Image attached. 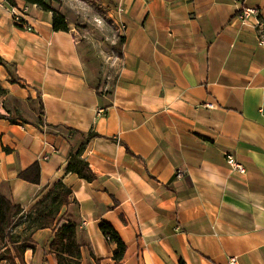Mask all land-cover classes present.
I'll use <instances>...</instances> for the list:
<instances>
[{"label": "crops", "instance_id": "1", "mask_svg": "<svg viewBox=\"0 0 264 264\" xmlns=\"http://www.w3.org/2000/svg\"><path fill=\"white\" fill-rule=\"evenodd\" d=\"M14 1L0 0V193L23 208L15 233L36 246L25 263L58 264L50 247L65 217L82 264H115L104 222L127 246L121 264H264V0H95L126 26L117 70L78 31L85 1L53 4L69 32ZM245 9L263 25L240 20ZM82 148L91 182L66 171ZM36 163L38 185L20 178ZM60 181L69 204L32 232L30 213Z\"/></svg>", "mask_w": 264, "mask_h": 264}, {"label": "trees", "instance_id": "2", "mask_svg": "<svg viewBox=\"0 0 264 264\" xmlns=\"http://www.w3.org/2000/svg\"><path fill=\"white\" fill-rule=\"evenodd\" d=\"M12 6L14 0H7ZM30 5H37L46 12L54 14L53 28L56 32H69L70 27L66 16L55 10L53 4L60 3V0H24ZM122 41V40H121ZM4 61L0 58V66ZM11 120V119H10ZM22 120V119H21ZM12 121V120H11ZM91 134L88 139L95 137ZM83 148L75 154H72L67 165L68 173H75L80 178L89 182L95 179L92 171L83 165L78 157L81 155ZM20 178L32 184H40L41 168L38 163L30 169L20 174ZM72 190L62 181L57 183L54 188L41 199L33 208L28 219L31 228L34 231L39 229L51 228L55 225L63 206L69 204ZM23 208L20 205L12 203L0 193V264H26L25 253L28 250H35L36 246L31 236L24 241L15 233V220L22 216ZM65 217L57 222L55 238L51 244V252L54 254L58 264H82V247L77 242V226L73 222L65 223ZM100 229L110 243L116 244L117 249L114 252L113 260L115 264H121L127 246L120 237L119 233L108 223H102ZM97 264H102L96 260Z\"/></svg>", "mask_w": 264, "mask_h": 264}, {"label": "built area", "instance_id": "3", "mask_svg": "<svg viewBox=\"0 0 264 264\" xmlns=\"http://www.w3.org/2000/svg\"><path fill=\"white\" fill-rule=\"evenodd\" d=\"M119 12H124V10L120 8ZM11 13H12L13 20L15 23L22 25L28 31L33 30L32 27L25 25L24 19L22 16V10H19L16 7H11ZM260 15H261V13L257 9H245L238 14V18L242 21H246L250 17H256L258 20L257 24H258V28H259L263 25ZM96 21L99 24H103V18H98V19H96ZM112 27H113L114 32H113L112 38L110 37L109 40L121 41L122 35L126 31L125 24H121V23L116 24L115 23L114 26L112 25ZM259 35H260L261 43L264 44V31H260ZM116 41H114V44L117 43ZM106 62L110 65V67L116 68V70L119 69V66L120 67L122 66V57H121L119 47H116V48H113V49H110L107 51ZM104 112L105 111H103V110L100 111L101 114H103ZM227 162L230 166H232L233 168H235L239 172L245 173V168L239 162H237L236 159L234 157H232L231 155H228ZM181 176L182 175L179 174V177H181ZM232 263L236 264V261L232 260Z\"/></svg>", "mask_w": 264, "mask_h": 264}, {"label": "rangeland", "instance_id": "4", "mask_svg": "<svg viewBox=\"0 0 264 264\" xmlns=\"http://www.w3.org/2000/svg\"><path fill=\"white\" fill-rule=\"evenodd\" d=\"M81 1H85V4L88 5V8L90 9V11L87 12V15H85L86 18H84L81 14H79L77 12L78 18L82 21V22H80V26H78V31L80 33L84 32V35L86 33H88V35H90L92 38H94L96 41H98L100 46L102 44V49H101L102 51L107 52L110 49L119 47L120 41H118V40L117 41L114 40L117 42L115 44H114L113 40H104L105 43H102L103 37H105V36L108 37L110 35L109 37L112 38L114 30H113V27L111 26V23L107 19L106 14L103 13L101 8H99V6L95 2V0H78L77 2H74V3L76 5ZM84 10L86 11V9H84ZM98 18L104 19L103 24H99L96 21V19H98ZM107 29H109V30H107Z\"/></svg>", "mask_w": 264, "mask_h": 264}]
</instances>
